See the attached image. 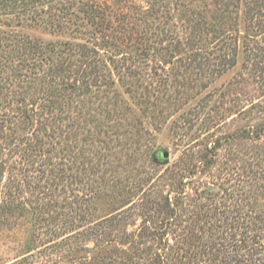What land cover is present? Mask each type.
Instances as JSON below:
<instances>
[{
	"label": "trees",
	"instance_id": "trees-1",
	"mask_svg": "<svg viewBox=\"0 0 264 264\" xmlns=\"http://www.w3.org/2000/svg\"><path fill=\"white\" fill-rule=\"evenodd\" d=\"M242 1H216L208 14L198 10V21H190L191 31L174 45L150 52V38L143 34L135 37L148 44L142 50L113 52L101 46L125 45L134 37L108 39L107 31L117 25L96 1L0 0V223L34 218L24 244L27 256H50L53 249L66 256L85 252L87 264H264V213L231 212L225 205L224 216H217L219 210L199 215L205 223L198 232L190 229L185 241L173 244L167 237L179 204L171 193L145 201L148 189L142 187L150 176L134 180L128 191L126 205L139 201L144 217L133 239L121 241L127 231L122 212L96 218L101 201L110 196L120 201L126 193L119 170L134 168L146 152L156 163L164 155L142 143L150 132L119 104L117 81L134 92L129 78L146 74L142 102L155 96V113L163 112L157 101L170 81L195 88L196 80L199 91L209 87L238 63ZM247 3L243 67L264 88L262 11L256 7L262 4ZM12 19L83 34L93 32L83 28L91 25L102 41L96 35L44 43L2 28ZM176 91L183 96L187 89ZM255 132L262 136L264 123ZM87 240L95 246L87 247Z\"/></svg>",
	"mask_w": 264,
	"mask_h": 264
},
{
	"label": "rangeland",
	"instance_id": "rangeland-1",
	"mask_svg": "<svg viewBox=\"0 0 264 264\" xmlns=\"http://www.w3.org/2000/svg\"><path fill=\"white\" fill-rule=\"evenodd\" d=\"M92 1L99 3L108 13L112 25H117V29L114 27L107 31L108 39L115 41L114 37L127 34L134 37L133 41L127 39L125 45L101 46L103 49L113 52L140 51L148 44L135 40V37L140 38V35L145 34L151 41L149 51L153 52L154 47L174 45L176 40L191 31L190 21H198V10L208 14L210 9L215 10L216 1L223 0ZM244 1L254 7L256 1L262 4L256 7L262 11L258 22L264 39V0ZM241 3L238 63L210 83L209 87L199 91L196 80L193 81L195 88L181 87L179 83L170 81V87L160 93L164 99L157 101L163 112L155 113V96L148 97L150 103L142 102L148 82L146 74L127 79L134 92L127 91V83L117 81L116 87L121 94L119 104L131 109L132 118H136L134 122L150 132L149 140L144 138L142 143H148L155 153L169 152V156L163 155L158 163L149 159L146 152L140 156L134 168L119 170L122 181L120 190L123 191L125 187L126 192L121 196L122 200L110 196L98 204L96 218L109 213H123L126 223L122 227H127V231L121 234V241L123 238L133 239L144 221L140 215L142 207L138 206L137 199V202L129 204L133 205V209H127L129 205L126 203L131 196L128 191L134 180L139 181L141 178L143 181L149 176L150 182H143L142 187L148 189L145 201L171 193V201L179 204V215L167 237L173 244L185 241L184 237L190 229L198 232V226L205 223V220H198L199 215L219 210L217 216L221 217L224 213L221 214L220 210L226 209L225 205H230L231 212L235 208H243L244 211L252 209L264 213V133L259 137L255 132L264 123V88L243 67L246 30L243 11L246 8L245 3ZM9 24H3L2 28L39 38L44 43L66 40L78 42L96 35L99 42L102 41V36L94 33L91 25L83 28L93 32L83 34L77 31L60 32L31 22L20 24L16 19H12ZM94 37L92 40H96ZM160 73L164 72L160 70ZM172 75L174 78L175 75ZM177 89H187V92L182 96L177 93ZM169 93H173L172 96H168ZM147 107L150 109L145 110ZM143 147L146 148L145 144ZM137 191L139 189L136 188ZM33 219L28 216L21 217L14 224L0 223V264H87L84 262L85 252L81 256L76 253L66 256L51 249L47 251H51L50 256H27L24 244L33 227ZM86 246L91 248L95 245L92 240H87Z\"/></svg>",
	"mask_w": 264,
	"mask_h": 264
},
{
	"label": "water",
	"instance_id": "water-1",
	"mask_svg": "<svg viewBox=\"0 0 264 264\" xmlns=\"http://www.w3.org/2000/svg\"><path fill=\"white\" fill-rule=\"evenodd\" d=\"M163 154H164L165 157L169 156V152L168 151H165Z\"/></svg>",
	"mask_w": 264,
	"mask_h": 264
}]
</instances>
